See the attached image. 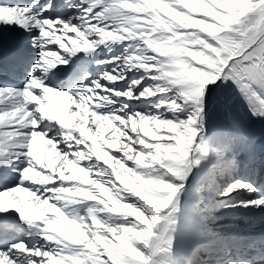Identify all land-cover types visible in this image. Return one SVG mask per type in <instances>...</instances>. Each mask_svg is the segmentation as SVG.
Masks as SVG:
<instances>
[{"label": "snow or ice", "instance_id": "1", "mask_svg": "<svg viewBox=\"0 0 264 264\" xmlns=\"http://www.w3.org/2000/svg\"><path fill=\"white\" fill-rule=\"evenodd\" d=\"M257 121L264 0H0V264H264Z\"/></svg>", "mask_w": 264, "mask_h": 264}, {"label": "bare ground", "instance_id": "2", "mask_svg": "<svg viewBox=\"0 0 264 264\" xmlns=\"http://www.w3.org/2000/svg\"><path fill=\"white\" fill-rule=\"evenodd\" d=\"M229 108L233 116L237 118L245 117L244 106L235 94L231 96ZM248 127L251 134L256 137L257 147L259 148L261 144H264V124H261L258 121L254 123L250 122L248 123ZM237 223L242 229L252 236L259 237L262 233H264V223H261L259 220L252 223L240 220L237 221Z\"/></svg>", "mask_w": 264, "mask_h": 264}]
</instances>
